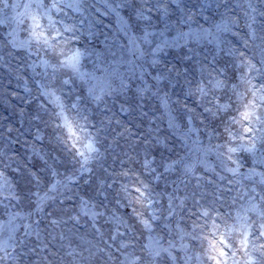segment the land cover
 <instances>
[{"label":"rangeland","instance_id":"obj_1","mask_svg":"<svg viewBox=\"0 0 264 264\" xmlns=\"http://www.w3.org/2000/svg\"><path fill=\"white\" fill-rule=\"evenodd\" d=\"M32 2L0 13L3 264H264V0H60L39 37Z\"/></svg>","mask_w":264,"mask_h":264},{"label":"snow or ice","instance_id":"obj_2","mask_svg":"<svg viewBox=\"0 0 264 264\" xmlns=\"http://www.w3.org/2000/svg\"><path fill=\"white\" fill-rule=\"evenodd\" d=\"M106 2H110V0H106ZM129 3V0H122V2L120 3H116L115 7L111 8L110 11L116 12L120 7H124L126 4ZM13 6V7H19L20 5H10L9 4V0H0V13H2L5 9H7L8 7ZM25 9L26 12L22 13L21 15H27L31 18L32 20V25H33V32L34 34L39 37L40 35H42V33H36V29H40L41 28V24H40V18L41 16H48L49 20H51L49 13H51L53 10L59 12L60 10V0H51L50 6L48 3H46V0H33L32 3H28V4H24L22 5ZM71 6V5H69ZM35 8L36 12H32L31 9ZM47 9V12H45L44 10ZM165 14H167L166 10H165ZM264 14V13H262ZM137 18H144V13L141 10L138 13V17ZM254 17H253V21H254ZM4 20L0 19V24H3ZM54 24L50 23V27H53ZM249 27H251V25H249ZM65 31H67V29H65ZM45 43H47V41H44ZM257 71H259V69H257ZM249 83H251V81H249ZM253 89H256L257 91H264V83H261V85L259 86V89H257L256 85L252 86ZM254 99H256V91L252 92ZM258 99L260 100L261 104H264V95L258 97ZM253 107L255 105H252ZM250 116V113H244L243 114V119L244 120H248ZM257 120H261V118L259 116L256 117ZM261 123H264V120H261ZM253 131V129L251 127L246 129V132L251 133ZM251 143L247 146H241L243 147V150L251 153L253 155L256 154V152L261 151L260 149L257 148L256 145V136H251ZM261 142L264 143V138H261ZM238 149L236 147H232L229 146L227 148V151L229 153H235ZM229 159H231V157H229ZM262 163H264V161H261ZM261 183H264V174H262V179H261ZM141 195H143V193H141ZM264 199V198H262ZM202 215L204 217H207L209 215L208 211H204L202 213ZM261 215H264V213H262ZM146 228L150 227L147 223H145L144 225ZM260 229H262L261 231H259L258 233H256V237L257 239L264 237V223H262L260 225ZM242 244L247 247L248 245V232L247 230H245L244 232V239L242 241ZM261 249H264V242L261 243L260 245V249H257L258 251H260ZM0 264H3V262L7 261L10 257H11V253L8 251V244L5 241H0ZM156 255H159V253H157ZM221 255H224V253H221ZM148 256V260L146 262V264H151V258H152V253L148 252L147 253ZM261 256H264V251H261ZM140 261H145V257L141 256L138 258ZM217 264H219V262H217Z\"/></svg>","mask_w":264,"mask_h":264}]
</instances>
